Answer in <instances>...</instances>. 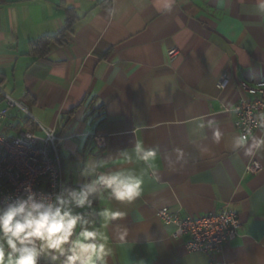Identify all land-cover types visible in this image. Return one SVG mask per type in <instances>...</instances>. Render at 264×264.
<instances>
[{"label": "crops", "instance_id": "obj_1", "mask_svg": "<svg viewBox=\"0 0 264 264\" xmlns=\"http://www.w3.org/2000/svg\"><path fill=\"white\" fill-rule=\"evenodd\" d=\"M66 8L80 18L68 41L45 56L32 53V41L65 28ZM173 48L179 52L170 56ZM224 75L230 80L221 89ZM241 80H264L257 0H0V85L57 130L64 186L84 185L80 169L89 158L109 160L97 175L147 169L134 202L91 197L90 213H125L105 227L89 217L107 237L106 264H210L158 213L168 207L198 217L227 205L242 226L219 259L264 264V132L239 144ZM11 118L22 123L23 113L14 109ZM95 134L105 137L104 147H96ZM137 142L157 150L152 168L135 160ZM123 149L133 162L113 164L109 155ZM253 160L263 168L248 173Z\"/></svg>", "mask_w": 264, "mask_h": 264}, {"label": "clouds", "instance_id": "obj_2", "mask_svg": "<svg viewBox=\"0 0 264 264\" xmlns=\"http://www.w3.org/2000/svg\"><path fill=\"white\" fill-rule=\"evenodd\" d=\"M257 6L264 12V0H257ZM247 139L242 136L239 144H246ZM133 151L135 160L153 167L156 149L137 142ZM109 156L113 164L117 159L133 162L126 149L120 150L118 157ZM108 165L109 160L103 157L98 161L86 159L80 169L86 182L80 188L62 186L58 193L38 194L29 183L23 194L0 199V264H106L110 252L107 237L89 217L99 216L101 227H105L125 213L109 208L90 213L87 210L93 207L91 197L99 193L102 199L107 193L110 199L132 203L142 195L147 174V169L137 174L134 168L96 174ZM94 175L95 179L87 180ZM81 209L85 211H78ZM126 236L125 229L119 240L124 242Z\"/></svg>", "mask_w": 264, "mask_h": 264}, {"label": "built area", "instance_id": "obj_3", "mask_svg": "<svg viewBox=\"0 0 264 264\" xmlns=\"http://www.w3.org/2000/svg\"><path fill=\"white\" fill-rule=\"evenodd\" d=\"M173 48L170 56L178 54ZM229 77L218 81L225 88ZM241 96L235 107L239 133L248 137L256 129L264 132V80L255 83L241 80L237 84ZM0 199L23 194L26 184L37 193H58L64 186V170L60 154L61 138L53 127L45 126L29 108L6 93L0 85ZM23 113L22 123L12 120L11 111ZM29 122L32 126H24ZM97 148L105 146V137L95 134ZM263 164L253 160L246 166L248 173L262 170ZM158 216L165 223L176 225L175 237H187L186 246L191 252H202L210 257V264H224L219 256L225 247L239 234L242 223L238 211L227 205L219 212L198 217L182 216L179 212L162 208Z\"/></svg>", "mask_w": 264, "mask_h": 264}, {"label": "trees", "instance_id": "obj_4", "mask_svg": "<svg viewBox=\"0 0 264 264\" xmlns=\"http://www.w3.org/2000/svg\"><path fill=\"white\" fill-rule=\"evenodd\" d=\"M66 26L59 33L40 37L31 42V52L37 56H45L52 44L63 45L68 41V37L72 32L74 25L80 20L77 12L73 8H66ZM25 126H32L29 122Z\"/></svg>", "mask_w": 264, "mask_h": 264}, {"label": "rangeland", "instance_id": "obj_5", "mask_svg": "<svg viewBox=\"0 0 264 264\" xmlns=\"http://www.w3.org/2000/svg\"><path fill=\"white\" fill-rule=\"evenodd\" d=\"M32 112V114L34 115V112L32 110H30Z\"/></svg>", "mask_w": 264, "mask_h": 264}]
</instances>
